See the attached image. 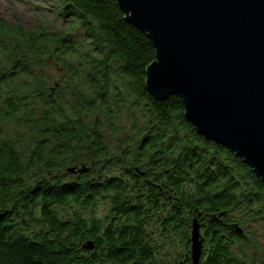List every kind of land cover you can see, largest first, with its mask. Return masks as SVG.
<instances>
[{
  "label": "trees",
  "instance_id": "1",
  "mask_svg": "<svg viewBox=\"0 0 264 264\" xmlns=\"http://www.w3.org/2000/svg\"><path fill=\"white\" fill-rule=\"evenodd\" d=\"M44 1L65 27L0 17V264H192L193 221L198 264H264L263 182L148 92L147 36L116 0Z\"/></svg>",
  "mask_w": 264,
  "mask_h": 264
},
{
  "label": "water",
  "instance_id": "2",
  "mask_svg": "<svg viewBox=\"0 0 264 264\" xmlns=\"http://www.w3.org/2000/svg\"><path fill=\"white\" fill-rule=\"evenodd\" d=\"M116 1L155 49L148 92L178 96L196 132L232 151L264 184V0ZM198 230L193 221L192 264L201 255Z\"/></svg>",
  "mask_w": 264,
  "mask_h": 264
},
{
  "label": "rangeland",
  "instance_id": "3",
  "mask_svg": "<svg viewBox=\"0 0 264 264\" xmlns=\"http://www.w3.org/2000/svg\"><path fill=\"white\" fill-rule=\"evenodd\" d=\"M53 6L44 0H0V17L25 27H35L38 24L52 29L65 27V22L55 14ZM103 213V207L95 211L97 217H102ZM262 239L264 241L263 234Z\"/></svg>",
  "mask_w": 264,
  "mask_h": 264
},
{
  "label": "flooded vegetation",
  "instance_id": "4",
  "mask_svg": "<svg viewBox=\"0 0 264 264\" xmlns=\"http://www.w3.org/2000/svg\"><path fill=\"white\" fill-rule=\"evenodd\" d=\"M86 264H111V263H105V262H100V263H90V262H86ZM112 264H119V263H112Z\"/></svg>",
  "mask_w": 264,
  "mask_h": 264
}]
</instances>
